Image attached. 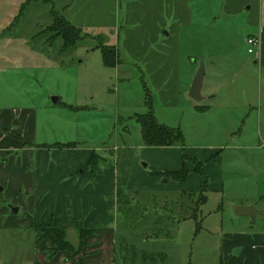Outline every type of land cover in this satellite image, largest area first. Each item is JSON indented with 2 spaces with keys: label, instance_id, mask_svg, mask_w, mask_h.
I'll list each match as a JSON object with an SVG mask.
<instances>
[{
  "label": "rangeland",
  "instance_id": "rangeland-1",
  "mask_svg": "<svg viewBox=\"0 0 264 264\" xmlns=\"http://www.w3.org/2000/svg\"><path fill=\"white\" fill-rule=\"evenodd\" d=\"M128 1L0 0V264H113V254L116 264H251L245 251L237 252L241 244L233 249L230 245L243 233L264 228V217L252 223V217H238L233 210L234 204L244 205L240 203L254 198L256 212H264V37L260 31L264 6L221 16L214 23L204 43L208 48L201 51L216 54L215 70L224 78L219 93L231 92L233 103L240 105L234 109L216 105L205 113L189 109L183 100L178 106L165 105L145 74V65L132 62L124 51L119 66L104 65L97 46H112L117 40L122 46L127 29L134 28L124 17ZM52 11L83 29L85 36L75 47L63 51L64 38L49 29ZM255 18H260L256 27ZM257 33L262 38L259 56L258 49L249 53L247 42ZM202 57L203 52L201 58L183 64L188 81L205 63ZM147 94L153 98L157 119L180 127L185 147L220 151V161L211 158L205 163L210 177L192 176L196 192L191 198L173 189V181L150 174L157 164L174 163L177 158L174 151L163 158L167 148L151 149V156L143 154L136 115L149 110ZM247 98L252 107L241 105ZM90 151L95 156L85 171H90L94 184L102 175L100 182L91 192L73 189L66 209L76 216L74 222L83 225L94 220L95 212L98 229L118 223L115 243L113 233L96 230L80 245L75 226L66 227V240L74 250L56 247L46 237L40 240L36 199L48 197L33 191L40 164L47 170L62 169ZM213 164L221 165L225 173L224 190L214 192L204 186L207 201L197 217L189 218L205 179L209 184L218 182ZM81 171L82 167L77 175ZM149 180L154 186L147 185ZM55 188L62 191L60 185ZM119 190L133 195L131 216L120 209ZM62 194L56 199L66 197ZM108 201L116 207H106ZM9 204L20 207L17 214H12Z\"/></svg>",
  "mask_w": 264,
  "mask_h": 264
},
{
  "label": "crops",
  "instance_id": "crops-1",
  "mask_svg": "<svg viewBox=\"0 0 264 264\" xmlns=\"http://www.w3.org/2000/svg\"><path fill=\"white\" fill-rule=\"evenodd\" d=\"M263 6L264 0H129L127 6L128 8L125 10L124 17L127 21L134 25V28L127 29L122 46L119 44L118 40L115 44H110L115 47L118 59L115 66L108 67L119 66L123 61L122 51H124L127 55H129V60L131 59L132 62L134 61L137 63H143L145 65V74L149 77L148 79L152 82V84L158 89L165 105L178 106L183 100L185 105H188L189 109L193 108L196 111L205 113L213 110L216 105L221 104L226 108H237L238 104L233 103V94L231 92L228 94L225 93L223 95H220L219 93L221 87L223 86H221V80H224V78L222 75L217 74L218 72L215 70L217 69V61H215L216 54L212 53L207 55L206 51L201 50L202 48L204 50L205 48H208L207 45L204 46V43L208 41V36L211 34L212 29L215 26L214 23L217 22L219 17L225 15H242L247 11H252L253 9H262ZM259 21L257 18L252 21L254 23V27L257 26L256 24H258ZM260 31H262L261 34H263L264 37V28H261ZM257 34H252L250 36L256 35L260 38L261 44L258 47L257 52V56H259L262 38L260 34ZM97 47L101 49L100 45ZM196 48L198 49V52L194 51ZM202 52V59L205 61L202 99L200 101L192 100L191 102L189 97H191L190 89L193 79L188 81L187 75H183V64L188 62V60L196 61L197 58H201ZM193 55H197V57ZM102 60L104 63L103 54ZM255 62L258 63V61ZM208 63L212 68L208 67ZM208 72H210V74H208ZM196 74L197 72L192 76V78H195ZM242 94L243 93H240L239 97L242 98ZM237 100H239V98H237ZM224 102H227L226 104H228V106L223 104ZM251 104L252 103L248 98L244 101L242 100L241 102L242 106H247L246 108L252 107ZM238 133L241 135L243 131L240 129ZM143 146H146L144 140ZM144 147L143 154H149V156H151L153 153V150L151 149L159 151L156 150L157 147L146 146L147 149ZM218 148L219 147L216 149ZM167 149L168 150L166 151H168V154L165 156L163 155V158L168 159L172 155L169 153L174 151V158H177V161L174 163L167 161L162 166H158L157 164L155 167L149 170L150 174L151 172L160 171H178L184 165H186L189 175L184 182L181 183L173 179L169 180L173 181V183H171L173 184V189L176 188V190H181L182 193L196 192L194 191L196 189L194 184L191 182V178L194 175L203 174L197 170V163H202L203 171L205 172L204 174H206L207 177H210V174L207 172V167H204L205 163L211 158L214 159V162L221 160V154H218L220 151L216 153H210V150H206V152H203L202 150H195V147L187 148L185 147V144L167 147ZM92 155L93 151L86 153L84 159L74 162L72 166H70L71 162L70 165H68V161V168L65 166L62 169L55 167L54 169L47 170L43 164H40V169L37 170L35 175L37 178H35L33 182V191H37L39 194L48 193V197L44 198V195H41L36 199L35 218L38 222L64 227L76 225V222L73 221L76 216H71L66 209L68 207L67 201L69 200V197H71V191L76 189L77 192H83L87 190L91 192L93 191L91 188L93 186H97L102 177V175H98L96 180L98 183L94 184L90 181V171H85L83 169V171L77 175L79 168L87 165L90 162ZM160 156H162V154ZM184 159H189L192 161V163H189V160L184 161ZM74 160V157H72L70 161L73 162ZM213 165L214 166L212 170L214 171L218 182L215 185L213 183L209 184L205 179V184H203L201 187L203 189L204 186L208 185V189L213 190L214 192H222L225 186V173L223 172L221 165H219L221 169L216 164ZM64 176L69 178L66 180ZM57 185H60L62 187V191H64H58L55 188ZM147 185L149 187L154 186L153 180H149ZM134 191H137V189ZM61 194L65 195L66 197L62 196L60 200L59 198L56 199ZM257 196L260 197L259 194ZM108 202L109 206L106 207H116V203L114 201ZM168 202L169 201L166 200L165 204ZM240 204H254L255 210L257 211L258 202L255 201L254 198L243 201ZM88 208L89 204L86 206V209ZM108 213V211L105 213L103 212L102 216H105ZM257 213L258 217L253 218V220H251L252 223H255L260 219V217H264L262 216L264 215V212ZM97 214L99 213L95 212L94 220L87 222L85 224L86 226H84L87 228L96 227L95 225H97L99 221ZM65 218L68 219L65 220ZM117 224L118 223L113 224L112 227H108V224H106L100 229L96 227L97 232L98 230H104L105 232L113 233L112 236L115 243V226ZM240 244L242 245L241 252L245 251V256L250 257L251 264H253L252 261H256V264H264V228L261 230H251L249 232L243 233L237 241L235 240L232 242L230 245L232 246L231 249L237 247ZM115 250L116 246L114 244L113 253H115ZM230 251L229 254H232V250ZM113 264H116V256L114 254Z\"/></svg>",
  "mask_w": 264,
  "mask_h": 264
},
{
  "label": "trees",
  "instance_id": "trees-1",
  "mask_svg": "<svg viewBox=\"0 0 264 264\" xmlns=\"http://www.w3.org/2000/svg\"><path fill=\"white\" fill-rule=\"evenodd\" d=\"M28 4L29 2H27V5ZM52 14H53L52 15L53 21L52 24L49 25V29H51L56 36L64 38L63 51H67L69 48L75 47L77 41L85 36V34L83 33V29L73 24L64 16L58 15V13L53 12ZM100 47L102 50L105 65L115 66L117 64V59H118L116 49L113 46H107V45H100ZM146 103L149 107V110L146 113L136 115V119L138 120L141 127V134L145 145L147 147H159V148H167L175 145H184L185 144L184 134L180 128L170 127L158 121L154 112L152 96L150 94H147ZM93 156H95V152H93L90 162L82 167L84 170L88 169L93 164L92 163ZM197 170L203 174L205 173L203 171L202 163H197ZM91 171L93 175H95L97 170L94 169V167H92ZM151 174L154 176L166 178L168 180L170 179L177 180L182 183L187 179L189 175V171L186 165H184L178 171H164V172L160 171V172H151ZM205 189L206 187H204V189L201 190L197 200L194 199L195 201H193L194 206H192L193 208L192 214H190V216L187 217L189 218L197 217V213L201 205L207 201V195L205 194ZM135 192L138 193V191ZM181 194L182 196L186 194L190 198L193 197V195H195L194 192H185V193L183 192ZM117 198L120 209L124 211L123 215L127 217L131 216L133 206L130 205V201L131 198H133V195H131L130 192L119 190L117 193ZM170 210H172V207ZM37 227H39L40 231L42 232V236L40 240L46 237L50 239L55 244L56 247H64L66 249L74 250L73 245H71L66 240V234H67L66 227L54 225V224H44L38 221H37ZM75 227L78 228L79 230L80 245H82V243L84 242L85 238L88 235L94 234L97 230L96 227L87 228L80 222H76Z\"/></svg>",
  "mask_w": 264,
  "mask_h": 264
},
{
  "label": "water",
  "instance_id": "water-1",
  "mask_svg": "<svg viewBox=\"0 0 264 264\" xmlns=\"http://www.w3.org/2000/svg\"><path fill=\"white\" fill-rule=\"evenodd\" d=\"M204 75H205V63L202 61L200 68L193 79L192 86L190 89V96L196 100L200 101L202 99V86H203V81H204ZM53 100L57 102L58 97H54ZM9 208L12 212V214H17L20 207L17 205L9 204ZM233 210L235 215L237 216H247V217H252L256 218L258 217V213L255 210V205H239V204H234L233 205ZM241 249L237 248V252H240Z\"/></svg>",
  "mask_w": 264,
  "mask_h": 264
},
{
  "label": "built area",
  "instance_id": "built-area-1",
  "mask_svg": "<svg viewBox=\"0 0 264 264\" xmlns=\"http://www.w3.org/2000/svg\"><path fill=\"white\" fill-rule=\"evenodd\" d=\"M247 42L249 44L248 46L249 53H254L261 44L259 36L256 35L248 37Z\"/></svg>",
  "mask_w": 264,
  "mask_h": 264
}]
</instances>
